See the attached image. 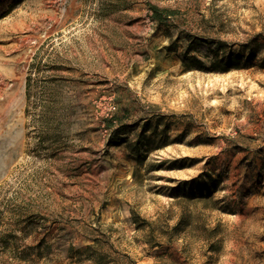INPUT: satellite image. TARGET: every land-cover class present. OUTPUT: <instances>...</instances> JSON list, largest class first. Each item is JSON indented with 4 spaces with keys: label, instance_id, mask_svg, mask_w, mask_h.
<instances>
[{
    "label": "rangeland",
    "instance_id": "rangeland-1",
    "mask_svg": "<svg viewBox=\"0 0 264 264\" xmlns=\"http://www.w3.org/2000/svg\"><path fill=\"white\" fill-rule=\"evenodd\" d=\"M0 264H264V0H0Z\"/></svg>",
    "mask_w": 264,
    "mask_h": 264
},
{
    "label": "trees",
    "instance_id": "trees-1",
    "mask_svg": "<svg viewBox=\"0 0 264 264\" xmlns=\"http://www.w3.org/2000/svg\"><path fill=\"white\" fill-rule=\"evenodd\" d=\"M153 17L155 20L162 22V20L164 19L163 15L161 13H159V11L156 8H153Z\"/></svg>",
    "mask_w": 264,
    "mask_h": 264
}]
</instances>
